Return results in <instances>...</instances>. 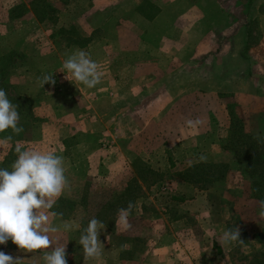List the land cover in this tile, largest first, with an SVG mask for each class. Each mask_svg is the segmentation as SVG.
Instances as JSON below:
<instances>
[{"label": "rangeland", "instance_id": "obj_1", "mask_svg": "<svg viewBox=\"0 0 264 264\" xmlns=\"http://www.w3.org/2000/svg\"><path fill=\"white\" fill-rule=\"evenodd\" d=\"M262 10L254 0H162L161 8L153 0H0V88L18 105L24 129L0 143V168L10 169L17 142L28 147L25 142L42 121L32 109L52 85L39 87L34 98L20 96L10 82L14 70L39 81L47 74L60 80L55 118L99 125L88 139L91 147L80 152L71 148L75 135L60 136L74 163L66 169L65 202L52 211L80 224L79 231L62 233L67 264L86 263L78 241L93 217L106 226L100 235L105 250L96 264H150L160 248L167 264L260 262L262 246L249 240L264 225L253 215L260 214V204L250 197L234 155L220 145L230 114L248 132L264 122H258L264 113H256L253 102L240 104L230 91L251 80L254 104L264 106V36L255 17ZM79 49L103 72L93 89L62 72L63 61ZM90 104L96 114L88 116ZM192 108L197 110L189 113ZM197 118L201 124L194 139L186 120ZM8 134H0V140ZM212 163L227 167L221 179L194 181L192 173L185 174L190 166ZM129 201L135 204L131 228L121 231L117 210ZM68 203L72 208L66 212ZM220 225L219 239L225 229L239 227L244 243L213 242L215 258L208 250L210 238L203 237L201 259H189V248L200 247L193 238ZM0 251L25 259L23 264H44L41 254H25L11 240Z\"/></svg>", "mask_w": 264, "mask_h": 264}, {"label": "clouds", "instance_id": "obj_2", "mask_svg": "<svg viewBox=\"0 0 264 264\" xmlns=\"http://www.w3.org/2000/svg\"><path fill=\"white\" fill-rule=\"evenodd\" d=\"M66 72L76 83L93 89L102 83L103 72L97 61L83 49L69 54L62 64ZM55 84L53 75L47 74L40 79V86ZM18 105L13 103L0 88V134L4 136L0 143H8L24 131L20 124ZM201 120L188 119V127H197ZM14 151L17 158L9 168H0V245L9 240L18 249L27 254L42 255L44 264H67V242L62 241V233L79 230L80 224L63 221V213L52 211L58 199L70 190L66 175L65 158L56 152H42L23 147L17 142ZM204 161L203 155L199 158ZM260 216L264 217V200L259 202ZM135 204L129 201L127 207L117 210L116 226L121 231L131 228L129 217ZM61 222L57 223L56 220ZM105 224L93 217L81 231L79 245L82 246L85 262H97L104 253L105 245L100 240ZM239 227L224 230L220 244L228 246L243 244ZM122 247H127L122 245ZM25 259L13 257L0 251V264H23Z\"/></svg>", "mask_w": 264, "mask_h": 264}, {"label": "crops", "instance_id": "obj_3", "mask_svg": "<svg viewBox=\"0 0 264 264\" xmlns=\"http://www.w3.org/2000/svg\"><path fill=\"white\" fill-rule=\"evenodd\" d=\"M153 2L156 4V6L158 8L162 7V0H153ZM254 3L260 4V5L263 4L262 12L256 13L255 17H256V23H257L258 31L264 36V0H254ZM164 8L165 7H163L162 9H164ZM222 47H224V46L222 45ZM261 47L264 48V46H261ZM245 73H248V71H246ZM244 78H245V76H244ZM54 79H55L56 84L49 85L48 88L50 90L48 92H46V96L43 95L42 97H40V99H43L44 101L41 100L32 109V113H33L34 117H40L42 119V121L38 124L37 128L34 130L35 132L33 134L32 139L28 142H25V145H28V147H27L28 149H34V150L42 151V152L51 151V152H56L58 154H62L65 158V168L68 169L69 167H71L72 163H74V162H73L72 157L68 155V152H67L68 148L65 149V147L62 145L61 141L63 140V138L61 139L60 136L66 132L69 133L68 135H75V137H77V138H75L76 140L73 144V147H71V148H72V150L76 149V151L80 152L84 149L87 150V148L91 147L90 146L91 144L89 143L90 141L88 139H91L93 135L97 134V132L99 131L98 130L99 125L96 124L95 121H92L90 119H88L86 122H85V120H82L81 122L79 121L80 123H78V120L75 119L73 123H66L63 120L55 118V116L52 112V110H54L53 100H54V96H56V95H58V97H60L58 92L62 91L63 85H60L59 79H57L56 77ZM241 80H243V79H240L239 81L242 82ZM10 82L15 86V90H16V93L18 95L28 97V98H32V97L34 98L35 94L38 92V88L41 87L39 80H35L34 78L32 79L29 75L26 76V74H24L23 72H20L19 69L14 70L10 73ZM246 82L247 83H244L246 86L243 88H237V89L234 87L231 88L230 89L231 93L236 98L238 103L244 104V102H245L246 104H252V102H253V107L255 109L254 111H256V113H260V112L264 113V106L261 107L260 105L258 106V105L254 104L257 100L256 99L257 97H256V95L254 96L252 94V90L250 87V85L252 86V84H253L252 81L249 80ZM46 86H48V84H45L43 87H46ZM253 86L256 87L254 84H253ZM93 103H95V101ZM88 109H87L86 115L89 116L90 114L91 115L96 114V112L91 108V104L88 106ZM195 110H197V109L192 108V109H189L188 111H189V113H192ZM81 117H84V116H81ZM90 121H92V123H90ZM187 133H191V135H190L191 137H192V133H193V134H195L194 139L197 138L196 135H197L198 131H197L196 127H193L192 130L189 129L187 131ZM190 136H189V138H190ZM183 137L186 138L187 136L183 135ZM183 137H182V139H183ZM203 145H205V144H203ZM241 202H242V205H245L244 199H242ZM244 208L249 209L248 207H244ZM253 215L256 219V222L257 221H258V223L260 222L259 224H261V222L264 221V217H261L259 213L255 212V213H253ZM62 220L68 221L70 223H78L79 224L78 219L71 217V216L68 219H65V220L62 219ZM56 222L60 223L61 220L57 219ZM221 226H223V225H220L216 228L207 230L203 236H199L200 238L194 237L193 240H196V241H193L192 243H196V244L200 243L199 244L200 247L198 250L194 247H192V249L188 247L190 250L187 251V253H188L187 257L189 259H194V258L200 257V259H201V257H202V255L200 254L201 246H202L203 242H206V240H203V237H206V239L210 238V240H209L210 245H208V250L210 251V253H212V255L215 258H217L218 256H215V253L211 252V246H213L214 243L216 245L220 246V244L218 243V241L220 240L218 238V236H219V234H221L220 233L221 229H223V228H221ZM263 226L264 225H262L261 227H263ZM79 230H72V231H69L68 233H75ZM101 233H102V231H101ZM249 240L251 241V237H249ZM189 243H191V242H189ZM205 249H207V247ZM107 250H109L111 252V249H109V247H107ZM164 251L165 250L162 248L156 249L155 251H153V253L151 254V257H153V259H152V262L150 264H167L166 263L167 257L165 256ZM167 252L170 254L169 251H167ZM184 256L186 257V255H184ZM85 264H87V262ZM91 264H96V263L92 262ZM169 264H179V262L178 261L175 262L173 260Z\"/></svg>", "mask_w": 264, "mask_h": 264}, {"label": "trees", "instance_id": "obj_4", "mask_svg": "<svg viewBox=\"0 0 264 264\" xmlns=\"http://www.w3.org/2000/svg\"><path fill=\"white\" fill-rule=\"evenodd\" d=\"M257 119L260 123L264 120L261 117ZM262 123V126L260 124V130L248 132L245 130L243 122L235 115L230 114L227 135L220 145L221 150L234 155L235 165L239 173L248 182L250 197L258 203L264 200V122ZM226 168L224 164L218 163L199 164L190 166L185 174L192 173L194 178L192 180L194 181H202L205 177H209L206 178L208 180L215 181L223 177ZM121 195L123 196V194ZM121 195L119 194V197H122ZM61 199V197L58 199L54 208L61 205L64 201ZM58 207L57 209H59ZM64 207L66 212H69L72 208L70 203ZM55 212L60 213L58 210H55ZM62 219H67V215H63ZM251 239L262 246L258 264H264V226L254 232Z\"/></svg>", "mask_w": 264, "mask_h": 264}]
</instances>
